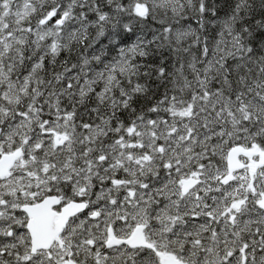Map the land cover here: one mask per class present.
Segmentation results:
<instances>
[{
  "label": "snow or ice",
  "instance_id": "obj_1",
  "mask_svg": "<svg viewBox=\"0 0 264 264\" xmlns=\"http://www.w3.org/2000/svg\"><path fill=\"white\" fill-rule=\"evenodd\" d=\"M0 264H264V0H0Z\"/></svg>",
  "mask_w": 264,
  "mask_h": 264
}]
</instances>
